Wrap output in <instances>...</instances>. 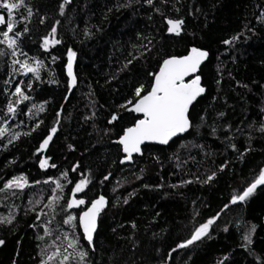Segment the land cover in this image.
<instances>
[{
  "label": "trees",
  "instance_id": "1",
  "mask_svg": "<svg viewBox=\"0 0 264 264\" xmlns=\"http://www.w3.org/2000/svg\"><path fill=\"white\" fill-rule=\"evenodd\" d=\"M127 2L71 0L61 15L63 0H24L14 13L20 20L31 8L29 21L16 26L20 31L27 23L30 29L20 48L28 57L42 60L45 68L42 82L31 74L16 75L11 85H5L11 60L25 57L20 51L17 57L0 56V127L7 129L0 137V187L13 175L23 174L30 182L16 195L0 193V217H15L11 224L0 223L4 241L0 264H40L56 251L48 247L56 236L68 232L71 238L72 229L62 223L67 213L59 208L48 225L51 235L43 241L37 236H44V229L31 227L39 222L35 212L27 211L29 200L47 203L55 187L43 183L49 177L65 186V198L83 177L91 182L77 198H106L93 246H88L79 227L74 233L89 253V264H264V185L245 202L230 203L232 195L264 168V132L259 130L264 124V0H169L167 5L156 0L165 16L183 18L179 36L169 34L164 16L142 0H134L132 7H119ZM56 21H60L56 39L61 43L45 51L41 37L48 35ZM237 35L232 44L222 43ZM193 46L207 50L209 56L198 71L205 92L189 108L192 127L167 145H143L142 155L120 163L124 154L115 141L139 114L119 106L133 97L136 86L150 85L148 73L157 71L163 59L184 55ZM68 48L76 53L77 82L71 91L65 68ZM0 49L10 52L5 45ZM129 53L139 59L125 68L132 58ZM53 56L58 57L55 62ZM20 80L33 81V90L25 89L31 99L18 106L14 117L6 115L8 99L15 100L10 93ZM41 104L43 112L38 111ZM112 114L118 120L109 124ZM38 121L43 122L35 131L23 135ZM53 126L57 132L46 149L37 153ZM17 132L19 138L8 143ZM42 156L56 167L41 169ZM75 165L79 167L72 171ZM64 172L71 184L62 177ZM213 173L214 178L205 183ZM106 175L108 180L103 179ZM36 180L42 183H32ZM43 203L36 206L37 211ZM85 207L68 213L78 215ZM217 213L207 235L172 251ZM246 234L251 243L244 240ZM56 243L63 252L67 241L61 237ZM42 249H47L43 256ZM61 258L56 256L48 264H60ZM77 260L70 257L66 264H77Z\"/></svg>",
  "mask_w": 264,
  "mask_h": 264
},
{
  "label": "snow or ice",
  "instance_id": "2",
  "mask_svg": "<svg viewBox=\"0 0 264 264\" xmlns=\"http://www.w3.org/2000/svg\"><path fill=\"white\" fill-rule=\"evenodd\" d=\"M133 2L134 0H128L126 4L120 5L119 7H132ZM135 2L139 3L140 0H135ZM142 2L160 15L164 16L167 25V32L169 34L180 35L182 26L184 25L183 18H169L165 16L161 8L156 6V0H142ZM159 2L161 5H167L169 0H159ZM70 3L71 0H63V3L60 4L61 15L64 14L65 5ZM22 6H24V0H0V10H3L0 11V26H5V30H0V45H5L6 49L10 50V52H8L4 49H0V56L10 55L11 57H17V53L20 51L25 57L24 60H20L19 58L11 60V64L9 65L10 71L8 73L9 79L4 81L5 85H11L12 79L16 75L27 77L31 74L35 81H41V71L45 68V64L42 60H39L36 57H28L27 53L22 52L20 48L22 38L25 34L30 32V29L27 27V23H25V26L20 31L16 30V26L20 22H28L33 14L31 8H28L27 16H21L20 20H17L14 13L18 12ZM173 7L175 6L173 5ZM109 11H111V9H109ZM176 11H179V9H176ZM261 15L264 16V13ZM40 22H44L43 18ZM59 23L60 21H56L48 35L41 37L40 47L43 50L48 51L50 47L61 43V40L56 39V24ZM85 35H89L87 30H85ZM237 39H239V35L233 36L231 39H226L222 43L230 45ZM150 43L151 41H149V44ZM133 47H135V45ZM141 47L150 51L147 45H141ZM143 54L144 53H141V55ZM129 55L132 58L126 61L124 64L125 68L132 64L133 60L139 59L138 56H135L132 53H129ZM208 56L209 52L207 50L193 46L188 49L184 55H171L163 59L162 63L159 64L158 71L148 73V75L152 77L150 85L147 88L142 83L136 86L133 97L119 106L126 111L139 114V118H136L135 122L130 127H125L122 130V134L119 135L118 140L115 141V143L121 146V150L124 153L120 163L123 164L126 161L131 162L134 154L142 155V145L146 142H156L161 145H167L174 137L187 132L192 127V122L189 118V108L193 102L197 100V97L205 92V88L201 86V76L197 73L201 64ZM75 57L76 53L71 48H68L67 63L65 65L68 78V91H71L77 82V77L73 70ZM57 59L58 57H52L53 62ZM25 89H27V91L33 90L32 80H20L14 84V91L10 93V97H15V100L11 98L8 99L6 115L12 114L14 117L17 114L18 106L31 99ZM5 92L7 94V89ZM33 107L35 108L36 106L33 105ZM31 111L32 109H29V112ZM38 111H44L43 104L39 106ZM261 111H264V109H261ZM59 115L60 113L58 112L57 116ZM220 115L223 116L224 114L220 113ZM117 120L118 115L112 114L108 123L112 124ZM42 122L43 121H38L30 131L23 133V135H30L31 132L35 131ZM58 122L59 121H57V123ZM259 130L264 132V124L261 125ZM6 131L7 129L0 127V137H3ZM56 132L57 127L55 126L48 130V134L40 143L37 153L46 149L53 138V134ZM215 132L216 129L212 128V133ZM20 135L21 134L18 132L12 134L8 143H12L14 140L18 139ZM231 146L235 150V145L233 144ZM71 147L72 146L69 145V148ZM49 159V157L42 156L39 160V167L41 169H46L48 167L55 168V164H49ZM78 167L79 165L73 166L72 171H76ZM221 170H223V166H221ZM141 171L143 172V169H141ZM61 175L67 180V172L62 173ZM214 176L215 173L208 176L207 180L204 182L207 183L208 181H211ZM108 178V175L103 177L104 180H108ZM67 182L69 184L72 183L71 180H67ZM90 182V179L87 177L79 179L75 182L74 187L71 188V196L65 198L63 195L65 186L61 184L59 180L49 177L47 180H44L43 183H52L55 187L51 189L52 194L47 197V203H43L42 199H37L35 203H33L31 199L29 200L30 207L27 211L35 212L36 221L39 222L34 223L31 227H42L44 229V236H37L38 240L43 241L45 236L51 235L52 230L48 225L51 224L52 220L58 215V208L61 212L67 213L63 218L62 223L68 225L73 233L71 238L68 232H61L60 235L56 236L55 240L52 241V244L48 246L55 247L56 251L51 255H48L47 260L42 258L40 264H48V262L52 261L56 256L62 257L60 264H66L70 257L74 260L78 257L77 264H89V261L87 260L89 253L82 245H80V237L74 235V233L77 227H79V229L82 230L83 239L87 241L89 247H92L94 244V233L97 231L98 217L107 205L104 195H99L90 200L77 198V194L84 193ZM191 182L192 181H183L182 183ZM32 183L40 184L42 182L36 180ZM260 185H264V168H260L258 174L250 183H248L247 187L243 188L241 192L232 195L230 203L235 204L237 202H245L247 198L253 195L256 188ZM29 186L30 182L25 175H13L11 178L3 182V186L0 187V193L8 192L12 195H16L17 192H23L24 189ZM173 187H175V185ZM62 200L66 201L63 205L61 204ZM124 202L127 203V200ZM41 203H43V207L37 211L36 206ZM81 206L86 207L82 209L78 215L68 213V210L80 208ZM227 207L228 204H225L224 208ZM45 209H47V211H45ZM218 216L219 213H217L216 216L210 217L206 222L201 223L194 229L189 239L176 244L172 251L174 252L178 248H185L207 235L210 226L215 222ZM42 217L47 219L42 221ZM14 219L15 217L10 214L6 218L0 217V223L11 224ZM133 227H135V224H133ZM226 230L227 228H225V231ZM61 237L64 241H67V245L63 248V252H61V245L56 243V241L61 240ZM244 240L251 243L250 236L247 234L244 236ZM2 244H4V241L0 240V245ZM68 249H72V252H68ZM92 250H95L94 247ZM46 251L47 249H42L41 255L43 256Z\"/></svg>",
  "mask_w": 264,
  "mask_h": 264
},
{
  "label": "water",
  "instance_id": "3",
  "mask_svg": "<svg viewBox=\"0 0 264 264\" xmlns=\"http://www.w3.org/2000/svg\"><path fill=\"white\" fill-rule=\"evenodd\" d=\"M202 64H203V63H202ZM202 64H201V65H202ZM158 70H159V68H158ZM158 70H157V71H158ZM197 74H198V73H197ZM201 86H202V85H201ZM202 87H203V86H202ZM202 94H203V93H202ZM202 94H201V95H202ZM201 95H200V96H201ZM200 96H199V97H200ZM197 98H198V97H197ZM129 127H130V126H129ZM183 134H184V133H183ZM181 135H182V134L178 135L177 137H179V136H181ZM174 138H176V137H174ZM174 138H173V139H174ZM173 139H172V140H173ZM170 141H171V140H170ZM170 141H169V142H170ZM146 144H156V145H161V144H158V143H156V142H146L144 145H146ZM142 146H143V145H142ZM123 154H124V153H123ZM134 155H137V154H134ZM127 162H128V161H126L125 163H127Z\"/></svg>",
  "mask_w": 264,
  "mask_h": 264
},
{
  "label": "rangeland",
  "instance_id": "4",
  "mask_svg": "<svg viewBox=\"0 0 264 264\" xmlns=\"http://www.w3.org/2000/svg\"><path fill=\"white\" fill-rule=\"evenodd\" d=\"M51 38V37H50Z\"/></svg>",
  "mask_w": 264,
  "mask_h": 264
}]
</instances>
